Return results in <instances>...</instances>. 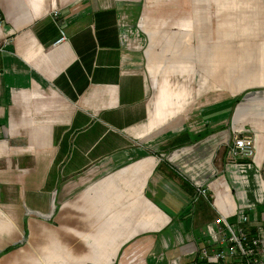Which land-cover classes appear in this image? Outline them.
<instances>
[{
  "label": "crops",
  "instance_id": "1",
  "mask_svg": "<svg viewBox=\"0 0 264 264\" xmlns=\"http://www.w3.org/2000/svg\"><path fill=\"white\" fill-rule=\"evenodd\" d=\"M217 1L0 0V264H199L218 210L264 220V75L177 129L150 119L167 54L171 76L202 61L201 87L236 72V48H175L192 32L204 44L208 22L233 26L207 17ZM236 131L255 149L232 163ZM198 183L209 198L193 199Z\"/></svg>",
  "mask_w": 264,
  "mask_h": 264
},
{
  "label": "rangeland",
  "instance_id": "2",
  "mask_svg": "<svg viewBox=\"0 0 264 264\" xmlns=\"http://www.w3.org/2000/svg\"><path fill=\"white\" fill-rule=\"evenodd\" d=\"M220 9L222 10L223 22L226 23L227 20L232 19L233 26L220 24L215 27L209 26L208 22V25L200 30L208 35V40L204 44L195 43L197 41L195 37L198 38L197 33L192 32V43L186 46L175 45V48L177 51H184L186 50L185 47L187 50L188 47H192L194 54L196 52V55H199L204 50L201 47L205 46L209 56L213 58L219 54V51H231L236 48L240 50V56L236 55L234 58L236 60V72L232 74L230 72L232 67L225 64L223 74L208 75L212 86L206 87L204 85L201 87L202 61L199 59L193 61L195 72L191 76L180 74L171 76L169 71L174 66L171 67L167 61V54L165 61L162 62V71L158 72L155 77L149 78L150 119L157 123L158 128L171 127L177 129L183 122L185 123V120L189 121L196 118L199 120L200 111L203 110L202 107L206 102H217L235 96L241 88L246 87L245 82L254 79L252 75H264V0H218L209 8L207 17L210 15L214 21V14L218 15ZM233 32L236 35H234L235 39L231 41L230 37ZM181 68H186L185 64L176 66V69L180 70ZM176 72L174 71V73ZM235 76L242 77L244 81L241 84L242 87L241 85L237 88L230 87L232 80L230 78H235ZM198 123L197 125H199ZM260 206L262 208L263 205L260 204ZM46 264H76V262L65 261ZM83 264L92 263L83 262Z\"/></svg>",
  "mask_w": 264,
  "mask_h": 264
},
{
  "label": "built area",
  "instance_id": "3",
  "mask_svg": "<svg viewBox=\"0 0 264 264\" xmlns=\"http://www.w3.org/2000/svg\"><path fill=\"white\" fill-rule=\"evenodd\" d=\"M58 8L53 13L57 14ZM3 16L0 11V27ZM59 39L66 38L64 29L59 28ZM0 48L8 40L3 36ZM253 133L236 131L226 141L228 162H242L254 153ZM203 196L209 198L208 186L205 183L196 185L193 199ZM205 242L196 247V259L202 264H264V220L251 218L245 210L230 214L218 210V213L207 221L202 230Z\"/></svg>",
  "mask_w": 264,
  "mask_h": 264
},
{
  "label": "trees",
  "instance_id": "4",
  "mask_svg": "<svg viewBox=\"0 0 264 264\" xmlns=\"http://www.w3.org/2000/svg\"><path fill=\"white\" fill-rule=\"evenodd\" d=\"M199 264H202V261H199Z\"/></svg>",
  "mask_w": 264,
  "mask_h": 264
}]
</instances>
